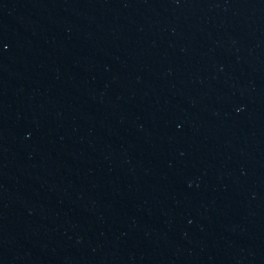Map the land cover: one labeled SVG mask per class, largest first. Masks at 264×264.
I'll return each mask as SVG.
<instances>
[{"label": "water", "instance_id": "water-1", "mask_svg": "<svg viewBox=\"0 0 264 264\" xmlns=\"http://www.w3.org/2000/svg\"><path fill=\"white\" fill-rule=\"evenodd\" d=\"M0 264H264V0H0Z\"/></svg>", "mask_w": 264, "mask_h": 264}]
</instances>
